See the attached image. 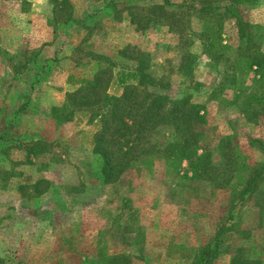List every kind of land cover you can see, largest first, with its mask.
Masks as SVG:
<instances>
[{"label": "rangeland", "instance_id": "1", "mask_svg": "<svg viewBox=\"0 0 264 264\" xmlns=\"http://www.w3.org/2000/svg\"><path fill=\"white\" fill-rule=\"evenodd\" d=\"M108 1L0 0V264H118L108 259L114 255L128 264H195L221 228L223 252L204 264H264V180L240 195L247 168L264 158L249 143L264 141V78L240 77L232 53L211 62L199 42L190 47L198 83L191 98L206 121L196 154H207L193 169L155 152L153 145L169 139L152 131L140 142L148 153L103 185L91 153L97 124L83 113L61 125L50 119L51 106L106 65L94 56L115 62L109 94L133 73L134 61L117 54L129 45L172 95L180 80L178 33L199 34L209 22L224 46L238 45L234 20L222 9L228 0H169L143 29L128 16L143 18L144 0H114L138 7L115 12ZM207 4L212 12H197ZM235 8L256 26L251 49L241 53L255 46L264 54V0ZM39 179L46 183L35 192L30 186Z\"/></svg>", "mask_w": 264, "mask_h": 264}, {"label": "trees", "instance_id": "2", "mask_svg": "<svg viewBox=\"0 0 264 264\" xmlns=\"http://www.w3.org/2000/svg\"><path fill=\"white\" fill-rule=\"evenodd\" d=\"M51 1L52 5H57L58 0ZM63 1L65 0H60L61 4H64ZM246 1L249 0H228V3L222 7L223 11L234 20L238 38L236 46L232 44V46L230 44L224 46L219 34L209 31L213 28L209 22H203L199 34L195 35L192 31L186 35L178 33L179 60L176 73L180 80L172 95L169 94L171 85L160 78L150 76L147 72L149 66L147 59L141 57L134 46L126 45L118 50L117 54L119 57L134 61L135 83L124 85L119 95H110L108 88L115 62L104 56H94L97 61L106 65L99 67L90 79L75 90L66 93L62 103L50 107L49 117L56 124L69 122L77 113L86 114L89 122L97 124V129L92 134L91 153L99 161V174L103 185L116 183L132 166L138 155L148 153V148H141L140 142L152 131L165 130L169 141L164 145H153V148L155 152L161 150L168 161L175 163L187 161L191 167L193 161L207 155L206 152L196 154L206 121L204 107L191 98V91L196 90L198 83L193 79L196 56L191 53L190 47L194 41L199 42L203 55L211 62H218L225 52H230L233 54L231 61L242 66V69H239L241 72L238 73L240 77L244 72L251 73V82L258 81L256 80L258 78L263 79L264 54L255 46H252L254 50L247 54L240 51L250 48L252 40L249 37V30L251 27H256L243 23L238 17L235 7ZM142 4L143 18L137 17L138 14L136 16L134 13L128 16V21L135 25V29L148 27L151 21L147 18L148 15L160 16L166 13V6L171 7L169 0H144ZM118 5L121 4H117L114 0L106 3L113 12L125 7H129V10L138 9L135 5ZM209 5L198 8L197 12L203 15L212 12L214 7ZM66 17L64 16V20L68 19ZM227 88L232 90L233 95L237 93L235 87ZM259 101L264 107V98H259ZM249 143L264 155V141L256 139L250 140ZM159 146L164 148L161 149ZM247 171L248 174L240 191L242 196L254 193L258 184L264 180V158L247 168ZM194 172L196 173V170ZM43 183H46L45 180L39 179L30 188L39 192V187ZM261 199L264 200V194ZM224 233L225 230L221 228L213 236L212 244L208 245L209 249L200 252L195 264H204L223 252ZM108 259L112 263L128 264L125 256L114 255Z\"/></svg>", "mask_w": 264, "mask_h": 264}, {"label": "crops", "instance_id": "3", "mask_svg": "<svg viewBox=\"0 0 264 264\" xmlns=\"http://www.w3.org/2000/svg\"><path fill=\"white\" fill-rule=\"evenodd\" d=\"M123 73H126V72H123ZM127 73H129L127 76L129 77V80H127L126 82H123V83H121L119 86H114V88H116L115 89V92L114 93H111L110 95H114V96H116V95H119L120 94V92H121V89H122V87L124 86V85H126V84H133V83H135L134 81H135V73L133 72H127ZM110 85H111V83H110ZM110 85H109V88H108V93H110Z\"/></svg>", "mask_w": 264, "mask_h": 264}]
</instances>
